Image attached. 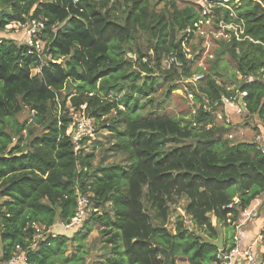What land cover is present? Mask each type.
Returning <instances> with one entry per match:
<instances>
[{
	"label": "trees",
	"instance_id": "obj_1",
	"mask_svg": "<svg viewBox=\"0 0 264 264\" xmlns=\"http://www.w3.org/2000/svg\"><path fill=\"white\" fill-rule=\"evenodd\" d=\"M151 1L65 0L58 7L40 0H0V32L7 33L12 22L41 21L47 37L44 54L50 56L42 60L29 54L13 35L0 38V262L22 251L24 264H78L75 254H63L67 237L48 232L56 220L68 224L78 197H85L89 212L80 232L86 236L99 225L109 248L98 264H175L176 259L214 264L218 235L209 215L224 226L235 224L264 191V152L255 142L221 141L217 129L205 128L212 116L202 107L183 124L166 115H136L139 100L155 92L151 61L143 62L142 53L133 63L126 58L127 52H136V35L150 42L155 70L161 72L162 59L171 57L172 67L179 62L189 77L191 62L183 44L203 21L202 8L193 2L162 0V9L154 10ZM210 1L211 10L220 13L215 22L243 29L239 40L226 29L224 48L244 77L239 87L246 93L244 108L264 132V0ZM61 57L70 58L66 68L54 62ZM33 69H39L38 76L31 74ZM68 80L74 88L67 100L60 93ZM203 81L199 94L209 108L231 97L211 76ZM121 89L125 93L117 99ZM58 99L54 114L51 105ZM82 106L108 134V147L96 165L94 152L83 151L86 142L75 143L67 133L69 108L80 111ZM24 108L34 114L28 124L16 119ZM189 139L196 141L182 143ZM119 155L124 161L106 163ZM172 195L187 199L189 221L211 241L181 221L173 233L167 229ZM144 196L157 226L144 211ZM41 229L44 237L36 241ZM260 234L264 243V222Z\"/></svg>",
	"mask_w": 264,
	"mask_h": 264
},
{
	"label": "rangeland",
	"instance_id": "obj_2",
	"mask_svg": "<svg viewBox=\"0 0 264 264\" xmlns=\"http://www.w3.org/2000/svg\"><path fill=\"white\" fill-rule=\"evenodd\" d=\"M40 1L47 2L51 6L58 7H62L65 2V0ZM177 4L179 7L184 5L182 3ZM163 5L164 1L162 0L151 1V7L154 10H161ZM224 7L228 8L229 6ZM229 8L232 16H234V10L231 7ZM116 13L117 17H121L118 16L121 13V10L117 11ZM201 17L203 18V21L200 30L195 32L192 37L187 39L183 44L184 51L186 52L185 58L191 62L190 69L188 71L189 77L183 76L182 67L180 66L181 64L179 62L175 63L174 67H172V63L174 61H172L171 57H165L161 61V72L164 74L155 70V64L151 60L153 52L149 48L150 42L147 41V38L144 34L139 33L136 35L132 44L133 51L136 52H134V54L127 52L126 58L133 63L139 53H142L145 55L142 58L143 62H147V59L151 61L149 66L154 69L153 74H151V79L154 82L153 86L155 88V92L153 94L139 100V105L136 108V115H166L169 117H175L183 124L186 120L193 118L196 112L202 107L204 111L209 112L212 116L211 122L208 125H205V128L213 127L217 129V132L221 137V141H226L228 144L255 142L261 149L264 150V136L261 137L259 142L257 141L259 136L264 135V132H261L262 130L260 129L261 127L259 120L255 116H250L246 112L245 108L242 109L240 106L241 93L239 92V87L244 80V77H242L236 71V63L229 57L227 51L224 48V43L228 42V38L225 36L227 34L226 29H230L222 27L223 21L221 20L218 23L215 22V19L220 17V13L215 14L214 9L211 10L210 16H202L201 14ZM28 22L29 20L26 21V24ZM16 25V22H12L7 27H5L6 30L9 29V32H0V38L4 35H13L14 38L18 39V41L24 45L22 41L25 32L23 29H20L17 34H14ZM55 30L56 28L53 29V31ZM40 38L46 45L47 37H43L42 33H40ZM49 58L50 56L46 57L44 60H48ZM69 59V57H61L58 60H54V62L61 64L64 68H66ZM167 72L169 73L166 75L165 73ZM31 74L33 76H38L39 69L31 70ZM176 74L178 76H176ZM208 75L216 79L219 85L231 93V97H229L227 100H222L219 105L211 108L204 105L205 101L199 94V86L203 85V80ZM144 76V73L141 74V78L138 80L137 84L141 85L143 83ZM246 79L251 81L252 77ZM68 81L69 82L64 85V88L60 93L61 97H66L67 100L71 97L67 95L72 93L74 88V83L72 80ZM150 81L148 80L147 82ZM124 91L125 89L120 90V94L117 95V99L120 97V95L125 93ZM224 99H226V97ZM58 103H60V99L56 100V102L51 105L54 114H58V109H60V106L57 105ZM84 108L85 106H82L80 111H74L72 108H69V115L72 118L70 127H73L70 134H73L74 137H79L77 142H86L83 146V151L94 152L96 158L93 161V164L96 165L104 157L103 149L108 147V134L104 129L98 128V125L94 120L88 118ZM33 115L34 114L32 111H30L28 108H24L19 114L16 115V119L20 124L23 122L28 124ZM70 127L68 129H70ZM24 132L25 131H23V135ZM39 132L40 128L37 130V133ZM16 141L17 140H14L13 143H16ZM195 141L196 139H189L183 140L182 143L190 144L194 143ZM78 148L79 145L76 144V150ZM124 159L125 158L121 155L111 156L106 163H119L124 161ZM233 193L236 196L235 203L238 204V198L240 194L239 188L236 187ZM254 200L258 201V203L255 206V212L251 214L250 217H257V221H253V224L251 225H248L247 221L245 220H243L245 223L240 225L239 220L244 219V217L241 216V212L238 215L237 222L235 224H230L229 226H224L222 223L218 222L213 214L209 215L211 224L214 227L218 237L221 236L223 238L224 252L238 247L239 242L243 241V237H246V239L249 240H246L245 245H254L253 242L255 241V237L257 235L254 232L257 228L256 223H258L259 218L264 215V191L261 192ZM1 201L2 199H0V203ZM142 204L145 213L152 219V225L157 226L158 224L153 217L154 210L145 196L142 199ZM187 204L188 201L185 197H179L177 195L171 196L167 202V206L169 208V222L167 229L173 233L175 226L179 221H181L188 231L193 234L200 235V237L204 238L206 241H211L206 237V234L201 232L200 229L194 228L192 223L189 221V216L186 213ZM90 208H92L91 204ZM88 212L89 210H87V214ZM248 221H250V219ZM81 227L82 225H77L76 227L65 229L62 228L60 222L56 220L48 234L53 237H57L58 235H64L67 237L68 240L66 241V248L63 254L67 257L75 254L77 256L78 264H98L101 255L106 254L107 250L109 249L105 246L104 237L100 235L101 227L99 225H94L91 228L89 234L86 236H82L80 232ZM43 237V229H41L40 235H37L35 240L40 241ZM71 239H74L75 241H72ZM216 240L217 239H215L213 242ZM245 245L242 247L251 252L257 248V246L256 248L254 246L251 250L250 248H247L249 246ZM257 250V256L262 261L263 256L260 253L264 252V245H260L259 249ZM243 257L244 255L241 254V258ZM175 264H188V262L186 260L176 259Z\"/></svg>",
	"mask_w": 264,
	"mask_h": 264
},
{
	"label": "built area",
	"instance_id": "obj_3",
	"mask_svg": "<svg viewBox=\"0 0 264 264\" xmlns=\"http://www.w3.org/2000/svg\"><path fill=\"white\" fill-rule=\"evenodd\" d=\"M72 1L74 3L77 2V0H72ZM184 1L193 2L195 4H198L202 8L201 10L202 16H206L207 14L211 13V9L214 6V2L210 0H184ZM16 24L17 25L15 26L14 34H17L20 29L24 30L25 35L23 36L22 42L28 48L29 50L28 53L36 54L42 60L46 59L48 55L44 54L45 44L40 38V33H41V30L43 29V22L36 21V20H30L27 24H24V25L20 23H16ZM222 27L228 28L230 30L231 29L234 30L237 40H239V36L243 34V29L241 26L229 24V25H222ZM5 32H9V29L7 30L5 29ZM172 61H174L173 58H172ZM245 96H246V93H241L240 106L242 109H244L243 98ZM222 100H227V99L222 98ZM72 129L73 127L72 128L70 127V129L67 130V133L70 134ZM71 136H72L73 141L77 143V140L79 137H74L73 134H71ZM263 136L264 135L259 136V139H257V141L259 142L261 137ZM261 150L262 152H264L263 149ZM87 203H88L87 198L78 197L77 210H76L75 215L72 217L71 221L68 224L60 223L61 227L65 229H69L72 227H76L77 225H80L82 223L84 216H86L87 214V210H86ZM247 208L244 211H242L243 213L241 212L242 217H244L243 220L245 221H248L249 219H251L253 216L251 218L250 216L251 214L254 213V211H252L251 213H246ZM247 216H248V219H247ZM256 234L257 235L255 237V241L253 242L254 245L253 246L249 244L245 245V246H249L247 248H250L251 250L253 249L254 246L255 248L257 246L256 248L257 250L259 249L260 245H264L262 243L263 241H262V236L260 232ZM238 247L229 249L226 252L223 251V248L220 250L218 249V251L215 254L216 256H215L214 264H264V259L262 258V261H261L259 257L257 256V251L259 250L257 251L254 250L253 252H251L247 249H244L242 246H238ZM241 254L244 255L243 258H241ZM24 263H25V253L22 251L14 255L11 259L0 262V264H24Z\"/></svg>",
	"mask_w": 264,
	"mask_h": 264
},
{
	"label": "crops",
	"instance_id": "obj_4",
	"mask_svg": "<svg viewBox=\"0 0 264 264\" xmlns=\"http://www.w3.org/2000/svg\"><path fill=\"white\" fill-rule=\"evenodd\" d=\"M257 203H258V201L253 200V201L251 202L250 206L247 208L246 213H251L252 211L255 212V208H256L255 206L257 205ZM263 206H264V203H263ZM263 209H264V208H263ZM241 216H242V215H241ZM250 218H251V217H250ZM256 218H257V217L253 216V217L250 219V221H247V224H248V225L253 224V223H252L253 221H254V222L257 221ZM239 222H240V225L243 224V223H245V222L243 221V219H240ZM263 222H264V215H263L262 217H260L259 220H258V223H256V224H257V228H256V230L254 231L255 233H259V232L261 231V229H262V225H263ZM245 236H246V235H245ZM246 240H247L246 237H243V241H242V242H239V246H243V245H245V244H246ZM247 241H249V240H247ZM262 248H263V247H262ZM260 254L264 255V252H262V253H260Z\"/></svg>",
	"mask_w": 264,
	"mask_h": 264
},
{
	"label": "water",
	"instance_id": "obj_5",
	"mask_svg": "<svg viewBox=\"0 0 264 264\" xmlns=\"http://www.w3.org/2000/svg\"><path fill=\"white\" fill-rule=\"evenodd\" d=\"M214 247L218 249H222L224 244H223V238L219 236L215 242H213Z\"/></svg>",
	"mask_w": 264,
	"mask_h": 264
}]
</instances>
